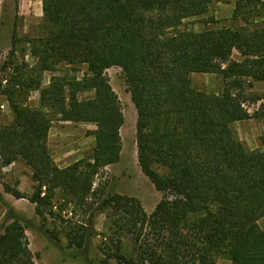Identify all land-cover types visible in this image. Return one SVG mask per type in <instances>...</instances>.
I'll return each mask as SVG.
<instances>
[{
    "label": "trees",
    "instance_id": "16d2710c",
    "mask_svg": "<svg viewBox=\"0 0 264 264\" xmlns=\"http://www.w3.org/2000/svg\"><path fill=\"white\" fill-rule=\"evenodd\" d=\"M2 0H0L1 2ZM211 0H43L46 34L29 40L33 66L10 63L12 76L0 93L13 122L0 127V169L17 160L36 184L26 199L52 229L80 251L96 236L94 219L106 213L111 233L99 247V264H264V135L262 150L247 151L231 125L252 118L245 108L246 79L264 82V27L186 34L185 20L207 13ZM248 8V11L246 9ZM257 1L238 2L247 20ZM253 12V13H254ZM259 16V15H258ZM237 50L242 62L232 60ZM85 65L81 79L59 76L40 87L59 65ZM120 68L136 110L135 139L142 174L161 195L148 215L139 200L107 193L95 179L118 163L124 116L105 72ZM192 74L222 76L219 95L194 89ZM39 91V107L22 97ZM92 92L91 99L81 95ZM95 126L92 153L58 167L48 147L54 120ZM127 237L130 255L123 252ZM106 242V241H105ZM0 264H35L18 218L0 234Z\"/></svg>",
    "mask_w": 264,
    "mask_h": 264
},
{
    "label": "rangeland",
    "instance_id": "374dc122",
    "mask_svg": "<svg viewBox=\"0 0 264 264\" xmlns=\"http://www.w3.org/2000/svg\"><path fill=\"white\" fill-rule=\"evenodd\" d=\"M43 0H2L0 2V85L2 89L12 76L13 68L10 63H24L33 66L36 59L30 53L29 40L46 34V25L42 11ZM251 0H211L207 13L201 17L185 20L181 31L200 33L221 29H249L264 27V0L257 1L258 12L252 11L247 20L235 16L238 2L247 4ZM248 11V8L246 9ZM254 12V13H253ZM259 15V16H258ZM232 60L242 62L241 54L234 50ZM85 65H59L55 72L44 73L40 87H46L51 79L59 76L81 79L86 73ZM109 84L118 97L124 116V124L120 129L122 151L118 163L107 166L95 179V187H104L107 193L133 197L139 200L145 212L150 215L161 195L155 190L150 181L142 174L137 159L135 139L136 110L131 102L130 94L125 86L120 68H111L105 72ZM191 85L194 89L211 95H219L225 85V80L216 74H192ZM245 108L253 114L260 103L253 99H260L264 95V82L251 79L244 80ZM83 100L91 99L92 92L81 95ZM25 104L38 108L39 91L31 90L22 97ZM54 118V117H53ZM14 120L7 97L0 93V127L10 125ZM234 138L249 152L262 150L261 137L264 135V122L259 119H249L231 125ZM95 126L90 123L62 124L55 118L48 134L50 136L49 149L55 164L64 168L74 161L92 153L94 138L91 133ZM48 136V137H49ZM48 143V142H47ZM17 189L23 195L30 197L36 189L32 181L31 170L17 160L11 165L0 169V234L3 228L18 218L25 227L29 249L35 264H99L105 258L99 247L107 244L111 233L106 213L96 215L94 229L96 236L84 250L76 251L67 247L65 238L53 240L46 234V229H52L48 222H43L35 215L34 205L26 199H15L5 193V188ZM258 225L264 229V218ZM106 241V242H105ZM131 245L127 237L123 240V252L130 255ZM109 264H118L109 261ZM215 264H231L228 260L218 258Z\"/></svg>",
    "mask_w": 264,
    "mask_h": 264
},
{
    "label": "crops",
    "instance_id": "0c3cea01",
    "mask_svg": "<svg viewBox=\"0 0 264 264\" xmlns=\"http://www.w3.org/2000/svg\"><path fill=\"white\" fill-rule=\"evenodd\" d=\"M62 124H71V122H62ZM50 133H51V131H50ZM49 133V134H50ZM49 136V135H48ZM47 142H48V146H49V144H50V136L48 137V140H47Z\"/></svg>",
    "mask_w": 264,
    "mask_h": 264
}]
</instances>
